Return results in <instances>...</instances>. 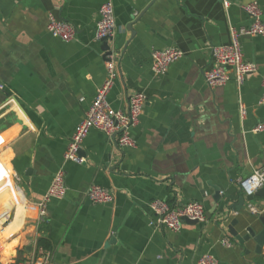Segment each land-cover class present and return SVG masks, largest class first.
Instances as JSON below:
<instances>
[{
    "label": "crops",
    "instance_id": "obj_1",
    "mask_svg": "<svg viewBox=\"0 0 264 264\" xmlns=\"http://www.w3.org/2000/svg\"><path fill=\"white\" fill-rule=\"evenodd\" d=\"M105 1L0 0V264H198L205 254L220 264H264V244L240 243L227 226L236 219L241 234L259 233L261 215L247 201L223 212L244 194L239 180L264 167V130H255L264 124V35L241 38L245 59L257 65L242 84L212 89L204 78L212 46L230 43L232 27L251 25L244 5L257 2L264 22V0H112L117 28L109 44L119 63L108 101L124 110L135 93L147 95L131 130L136 146L122 148L92 129L84 163L66 162L107 77V50L96 36ZM51 15L77 27L74 40L48 31ZM172 46L184 56L156 75L153 52ZM62 166L67 194L40 220L39 203ZM93 184L111 189L114 201L92 203ZM156 199L199 201L211 215L179 231L156 228ZM251 202L262 208L264 197Z\"/></svg>",
    "mask_w": 264,
    "mask_h": 264
},
{
    "label": "built area",
    "instance_id": "obj_2",
    "mask_svg": "<svg viewBox=\"0 0 264 264\" xmlns=\"http://www.w3.org/2000/svg\"><path fill=\"white\" fill-rule=\"evenodd\" d=\"M226 6L228 0H224ZM244 10L252 19L249 27L237 29L231 28L232 41L228 44H219L212 46V66L205 70L204 78L206 84L215 89L224 86L231 80L242 84L249 76L256 73L257 65L247 61L244 57L241 38L245 35H264V22L262 21V10L257 2H251L244 5ZM48 31L57 38L64 41H72L77 34V27L63 19H58L54 15L50 16ZM117 24L115 18L114 3L112 0H106L100 8V18L97 22L96 36L99 40L108 39L113 41ZM184 56L182 49L176 46L157 49L152 55V66L156 75L166 74L171 64ZM119 53L113 47L106 54L107 77L97 93L85 114L84 118L77 125L75 132L69 141L64 154L65 161H71L78 164L84 163L82 156L83 143L92 129L101 130L112 142L118 146L135 147L131 130L139 123L148 97L144 92H137L128 100L127 107L114 109L109 101L108 94L118 75ZM263 94L260 103L264 104V77L262 78ZM242 115L245 109L241 107ZM256 131L264 130V124H258ZM66 169L60 167L55 173L53 180L39 203V218L44 220L47 216V206L52 199H62L66 196L68 185L66 183ZM240 188L244 195L255 194L264 187V167L255 171L250 176L239 180ZM87 197L92 203H111L115 199V193L106 187L93 184L87 189ZM249 209L252 213L264 215V206L256 207L251 201ZM150 207L155 214L151 225L156 228H167L172 231H179L184 225V218L197 220L199 222L206 220V209L199 201H191L183 205H170L167 201L156 199L150 203ZM223 243L231 246L229 239H224ZM41 253L45 250L41 248ZM33 264V263H26ZM44 264H48L47 261ZM198 264H220L218 258L211 254H205Z\"/></svg>",
    "mask_w": 264,
    "mask_h": 264
},
{
    "label": "water",
    "instance_id": "obj_3",
    "mask_svg": "<svg viewBox=\"0 0 264 264\" xmlns=\"http://www.w3.org/2000/svg\"><path fill=\"white\" fill-rule=\"evenodd\" d=\"M103 44H104V49L107 50V53H109V51L111 50V45L109 44V40L108 39H103ZM82 153V151H81ZM259 195L264 197V187L259 189L255 194H251V195H240L238 197V201L237 203H235L234 205H229L228 202L226 201L224 204V211L227 217L228 211L230 209H234L237 211H240L244 205V203L253 201L255 199V197ZM222 193L220 190H217V193L215 195V199L217 202H221L222 200ZM207 216H210L211 213L210 212H206ZM225 217L223 219H221L220 221H225ZM260 220L264 226V215H261ZM185 223H189V224H196L199 221L197 220H191L189 218H184ZM238 223V220L234 219L232 220L227 226H228V231L229 234L232 235L233 237H235L240 243H245L248 242L249 240H254L257 245H258V249L260 250L261 246L264 244V229L262 231H260L259 233H256V231L252 228V227H247L246 228V232L244 234L240 233V230H238L235 226Z\"/></svg>",
    "mask_w": 264,
    "mask_h": 264
},
{
    "label": "trees",
    "instance_id": "obj_4",
    "mask_svg": "<svg viewBox=\"0 0 264 264\" xmlns=\"http://www.w3.org/2000/svg\"><path fill=\"white\" fill-rule=\"evenodd\" d=\"M39 245L46 249L50 247V243L45 238L39 239Z\"/></svg>",
    "mask_w": 264,
    "mask_h": 264
}]
</instances>
